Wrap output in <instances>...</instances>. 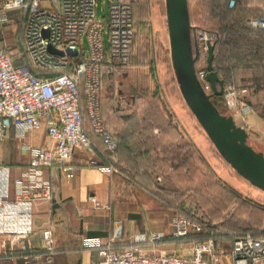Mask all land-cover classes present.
Here are the masks:
<instances>
[{
    "label": "built area",
    "instance_id": "1",
    "mask_svg": "<svg viewBox=\"0 0 264 264\" xmlns=\"http://www.w3.org/2000/svg\"><path fill=\"white\" fill-rule=\"evenodd\" d=\"M135 2L110 0L106 20H101L97 0H0V27L12 21L10 12L24 16L16 48L9 50L0 44V139L12 129L23 138L43 128L50 138L48 146L26 145L31 157L14 180L11 167L0 160V235L5 236L2 254H27V264L53 260L56 244L52 228L42 230L43 253L36 252L30 240L33 209L38 201L51 199L47 170L60 165L63 171H70L75 150L91 148L93 135L105 142L104 152L112 156L104 170H115L119 141L106 124L102 88L105 74H114L131 62L136 39ZM235 3L230 0L231 6ZM248 23L264 30V15ZM194 35L202 52H207L209 42L218 49L228 38L227 33L204 28H196ZM206 64L198 75L206 91L212 92ZM245 92L234 78L224 89L227 105L246 122L253 106L244 98ZM12 185L14 198L10 195ZM235 209L232 207L226 216ZM172 227L175 237L206 231L203 223L181 213L175 215ZM159 237L155 235L153 240ZM81 245L99 251L98 264H227L226 253L219 250L213 237L194 240L183 254H146L137 246L120 249L115 237H84ZM230 253L238 264H264V236L239 234Z\"/></svg>",
    "mask_w": 264,
    "mask_h": 264
},
{
    "label": "crops",
    "instance_id": "2",
    "mask_svg": "<svg viewBox=\"0 0 264 264\" xmlns=\"http://www.w3.org/2000/svg\"><path fill=\"white\" fill-rule=\"evenodd\" d=\"M262 4L264 5V0ZM18 15L19 12H10L11 22H15ZM253 71L254 69L246 67L239 76L246 86H249L248 99L255 108L249 114L247 121L240 124L247 128L249 143L264 152V84L256 82ZM102 95L103 113L108 120L109 129L117 130L115 132L117 137L128 143L127 145H131L128 132L125 130L120 133L118 128L122 122H113L109 119L106 96ZM235 119L238 121V116ZM162 120L171 133L165 132V128L161 131L157 130V138L165 143H171L170 139H176L175 145L179 151L173 159L165 156L166 158L159 160L169 166L171 174H180L178 178L180 181L185 180L192 169L189 164L191 166L194 164L195 168L201 166L202 157L205 155L202 148V143L205 144L204 134L201 131L196 133L192 138L193 142L190 141L195 149L187 152L186 132L168 118ZM123 124L128 126L126 121ZM87 128H89L88 124ZM184 141L186 143L182 144ZM49 144L50 138L44 128L36 133L29 132L23 138H18L15 130L12 129L0 139V160L11 167L14 180L31 157L26 145L48 146ZM96 147H78L71 160L72 169L68 172L63 171L60 165L47 170V176L52 182V196L50 200H40L36 203L31 223L34 231L30 240L36 247L35 251L43 253L42 230L50 227L54 232L56 251L51 262L38 259L31 264H98L101 259L99 251L95 248L83 247L81 241L84 237H101L103 240L115 237L118 248L137 246L146 254L186 253L197 237L173 236V220L177 212H181L182 209L195 216L204 215V218L217 224L220 230L216 239L217 247L226 253L227 264H238L230 249L236 236L242 234V225L264 228V209L259 208H264V193L256 194L258 201L247 204L239 200L236 202L234 190L231 189L233 199L229 201V196L227 198L213 196L209 202L212 208L208 205H197L195 199L143 195L142 190L147 192L145 182L152 183L151 170L139 166L138 173L133 172V176L128 177L126 173L130 172V167L122 159L118 169L112 172L106 171L103 167L110 164V160L103 150ZM149 153L151 152H148V156ZM135 157L138 164H142L143 160L140 159L144 155L142 157V154L139 156L136 154ZM145 172L151 176L144 175L143 178ZM123 176L137 183L132 191L137 195L135 194L133 198L124 197L119 191ZM15 192V187L12 185L11 198L15 197ZM224 192L231 194L230 191L224 190ZM97 202L100 205H97ZM234 203L237 208L227 217L226 213L229 210L226 212V209ZM155 235L160 237L153 240ZM142 237L145 240H141ZM4 238L5 236L0 235V264H27V254L18 252L8 256L2 254L1 243Z\"/></svg>",
    "mask_w": 264,
    "mask_h": 264
},
{
    "label": "rangeland",
    "instance_id": "3",
    "mask_svg": "<svg viewBox=\"0 0 264 264\" xmlns=\"http://www.w3.org/2000/svg\"><path fill=\"white\" fill-rule=\"evenodd\" d=\"M235 1L234 6H231L229 1L228 14L230 15L223 20V14L218 6H222L224 0H189L191 22L196 28L240 31V33L231 32L233 38L224 40L220 48H215V57L218 59H215L214 65L216 63L219 65L221 58L228 60L236 56L245 46H248V49L250 42L255 41L256 34V32L249 33L248 21L264 15L262 0ZM97 2L98 18L106 20L110 0H97ZM16 17L15 22L0 27V44H4L9 50L16 48L22 31L21 21L24 16L20 14ZM135 19L137 36L131 62L114 74H105L102 94L106 96L109 119L113 122H122L118 128L120 133L125 130L128 132L131 146L135 149L134 152L136 154L151 152L149 156L145 153L140 159L143 160L142 164H138L137 161L135 164L132 163L134 168L139 169L140 166V168L151 170L152 183L144 181L147 184L145 185L147 192L142 190L143 195L195 199L197 205L203 204L212 208L209 202L213 196L219 195L222 198L229 196V201H231L233 199L231 189H233L236 202L239 200L250 204V202L258 201L256 194H263L264 191L239 175L222 157L181 93L171 55L166 0H136ZM261 39H264V35ZM106 40L108 42V39ZM260 55L258 52V58ZM206 57L207 52L203 51L198 61L200 68L206 64ZM16 63L19 64L21 61L17 60ZM224 73L228 76L227 70ZM219 97L221 98L216 97V102L221 112L227 115L235 114V117L239 118L238 122L244 123L242 116L229 108L224 94ZM254 109L253 106V111ZM163 118H168L174 125L180 126L186 132L187 152L195 149L190 141L193 142L192 138L196 136V133L201 131L204 134L205 144L202 143V148L205 155L202 157L201 168L199 165L195 168V165L191 166L189 162V167L192 169L182 181L178 179L180 174H171L169 166L160 161L166 157L173 159L179 151L175 145L176 139H170L171 143H165L157 138V130L161 131L165 128V132L171 133L165 127ZM124 121L128 123V126L123 124ZM107 127L109 128L108 124ZM110 129L116 137L117 130ZM92 138L94 141L92 147L97 146L96 148L105 151V142L94 135ZM111 157H108L110 163ZM117 159L118 161L114 162L115 170L118 169V165L121 166L118 156ZM129 171L126 173L128 177L132 175V171ZM122 178L119 191L122 196L133 198L136 192L132 191L137 183L125 176ZM224 190L230 191L231 194L225 193ZM232 207L237 208V205L230 204L226 212ZM178 213L185 215L182 212ZM248 227L251 226L242 225V229Z\"/></svg>",
    "mask_w": 264,
    "mask_h": 264
},
{
    "label": "water",
    "instance_id": "4",
    "mask_svg": "<svg viewBox=\"0 0 264 264\" xmlns=\"http://www.w3.org/2000/svg\"><path fill=\"white\" fill-rule=\"evenodd\" d=\"M166 10L173 67L187 105L222 157L238 174L264 191V152L249 143L247 128L238 124L232 114L221 112L213 100L223 96L225 89V79L214 65L215 44L208 43L206 78L212 92H207L196 70L202 50L193 34L189 0H166ZM69 53L76 54L71 50Z\"/></svg>",
    "mask_w": 264,
    "mask_h": 264
},
{
    "label": "trees",
    "instance_id": "5",
    "mask_svg": "<svg viewBox=\"0 0 264 264\" xmlns=\"http://www.w3.org/2000/svg\"><path fill=\"white\" fill-rule=\"evenodd\" d=\"M229 1L230 0H224V4L222 6H218V8L221 9V14H223V20H226L227 17H229L228 15H230V13L228 14V12L230 11L229 9ZM135 7H136V2L134 3V14H135ZM136 21V19H135ZM193 25V23H192ZM247 28L249 29V33L253 34L256 32L255 34V41L254 42H250V46L247 49L248 46H245L243 48H241L242 43L239 44V47L241 48L239 54H237L236 56H233L231 58H229L228 60L225 58H221L219 65H217V63L215 64L216 69L219 71L220 75L225 79V85L228 83V81L232 78H234L238 84V86L242 89H245L246 92L244 93V98L248 99V94H249V86H246V84L243 82V79L240 78V72L246 68V67H250L251 69H254L253 74H254V78H256V82L260 83V84H264V70H263V66H264V42L261 39V37L264 35V30L257 28V27H253L251 26L249 23L247 25ZM196 27L193 25V34L195 33ZM212 31H217L219 33H227L229 40H231L233 38V35L231 32H236V33H240V31H229L226 29H219V30H215V29H209ZM231 30V29H230ZM136 36H137V32H136ZM258 40V41H256ZM136 41V39H135ZM135 45V43H134ZM238 47V48H239ZM134 49V46H133ZM258 52L260 55V58H258ZM133 54V52H132ZM215 59H218L215 57ZM199 62H197L196 64V70H197V75L199 72ZM225 70H227L228 76L224 73ZM258 70V71H257ZM256 71V73H255ZM260 71V72H259ZM199 77V75H198ZM201 83L203 84L204 88L205 85L204 83L201 81ZM206 90V89H205ZM216 97L221 98L219 96H215L213 97V100L215 102V104L217 105V100ZM218 106V105H217ZM119 141V146L118 149L115 151V154L120 158V160L124 159L130 167V170L132 171V173L134 172L135 174L138 173L137 169L138 168H134L133 164L136 163V154L134 152L135 149H133V146L131 145H127L128 143H126L125 141H122V139L120 137H117ZM149 151L145 152L148 153ZM145 153H137L138 156L142 154V157ZM133 163V164H132ZM144 173V172H142ZM133 175V174H132ZM145 176H151L148 172H145V174H143V178ZM240 175V174H239ZM260 209H264L262 207H259ZM182 213H184L185 215L191 217L192 219H194L195 221H198L200 223H203L205 225V232L200 233V234H192L193 236H196L197 239L196 240H203V239H208V238H218V235L220 234V230L217 224H214L212 221L204 218L203 216H195V214H192L191 212H187L186 210L182 209L181 210ZM232 219V217L230 218ZM214 231L215 234L212 236L210 234V231ZM249 232L252 235L256 236V237H263L264 236V228L262 227H257V228H253V227H248V228H243L242 229V234ZM191 236V235H190ZM207 237V238H205Z\"/></svg>",
    "mask_w": 264,
    "mask_h": 264
}]
</instances>
